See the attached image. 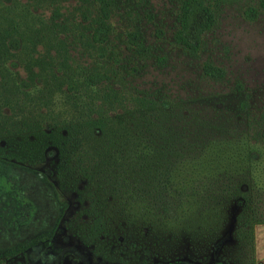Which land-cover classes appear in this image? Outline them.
<instances>
[{
	"label": "rangeland",
	"instance_id": "374dc122",
	"mask_svg": "<svg viewBox=\"0 0 264 264\" xmlns=\"http://www.w3.org/2000/svg\"><path fill=\"white\" fill-rule=\"evenodd\" d=\"M183 1L108 0L110 17L105 20L97 0H0V97L19 96L26 101L27 108L16 111L19 117L30 112L37 115L42 105L32 99L39 102L42 97L46 104L51 100L40 109L41 114L51 118L40 132L44 134L54 132L47 124L54 125L64 108L71 109L67 100L76 93L84 94V83L92 73L107 75L111 79L108 84L117 89L124 88L157 102L168 101L177 107L174 122L181 128L182 120L187 119L190 130L185 132L187 137L194 133L195 139L211 138L227 143L225 152L235 157L236 162L224 165L226 177L222 174L224 182L219 186L223 185L224 196L236 197L228 210L198 212V218L211 213L226 215L227 221L219 225L218 234L199 232L202 219L191 224L181 223L184 214L161 215L175 216L177 220L166 226L170 231L152 234L157 238L158 257L144 263L142 253L139 261L132 258L128 261L250 264L254 259V241L238 246L235 231L242 214L264 215L261 0H202L215 10L216 25L204 36L202 49L195 56L174 42L176 19ZM250 9L257 10L256 18L246 16ZM102 24L108 28L104 43L94 39ZM132 39L146 48L144 54L135 51ZM208 64L222 69L225 77L222 80L207 77L203 68ZM2 114L4 119L14 117L8 107ZM67 132L63 130V134ZM11 146L8 139H0V157L4 162L10 161L7 166L0 164V249L32 239L61 221L52 248L38 246L30 252L28 261L22 256L0 264H119L102 260L67 228L68 224L75 225L80 207L75 195L61 192L60 199L66 205L62 213V203L53 197L56 179L52 171L60 158L53 142L46 144L44 159L37 164L8 160ZM45 174L47 182L42 181ZM18 194L23 199L19 212L24 226L6 233L9 228L5 227V208L8 200ZM13 209L16 211L15 201L8 207L12 214Z\"/></svg>",
	"mask_w": 264,
	"mask_h": 264
},
{
	"label": "trees",
	"instance_id": "16d2710c",
	"mask_svg": "<svg viewBox=\"0 0 264 264\" xmlns=\"http://www.w3.org/2000/svg\"><path fill=\"white\" fill-rule=\"evenodd\" d=\"M97 1L104 19H109L110 3ZM259 6L264 12V0ZM246 16L256 18L258 12L250 9ZM215 25L216 12L208 3L184 0L176 19L174 42L195 56L202 49L204 36ZM107 33V26L102 24L94 39L104 43ZM131 45L138 54L146 52L135 39ZM203 71L214 80L225 77L222 69L211 64L205 65ZM109 80L98 72L88 75L84 94L76 93L67 100L71 109L64 108L54 125L47 124L54 130L48 134L40 132L51 118L41 114L40 109L51 100L46 104L42 97L39 102L32 99L42 105L37 115L30 112L19 117L16 111H24L26 101L19 96H1L0 139H8L12 145L8 160L37 164L44 159L46 144L53 142L60 151L57 168L52 171L56 179L54 197L62 203L61 192L75 195L80 207L75 225L68 224L67 228L106 262L130 264L129 259L139 261L142 253L144 263L153 262L158 253L157 238L152 234L170 231L166 226L177 220L175 216L161 215L184 214L181 223L191 224L202 219L199 232L218 234L219 225L227 221L226 215L211 213L198 218V212L228 210L235 200L234 195L224 196L223 185L219 186L224 182L222 174L226 177L224 165L236 162L235 157L225 152L227 143L211 138L195 139L194 133L187 137L185 134L190 131L187 119L182 120L181 128L174 122L177 107L168 101L157 102L124 88L117 89L108 84ZM7 107L14 117L4 119L2 112ZM63 130L68 134H63ZM33 137L36 139L31 140ZM260 139L264 142V117ZM9 163L0 157V164ZM44 176L42 181L47 182L48 176ZM60 208L63 213L66 205L62 203ZM237 220L235 240L238 246L254 241V259L250 264H256L255 227L264 224V215L242 214ZM57 226L16 246L0 249V263L22 256L28 261L30 252L38 245L52 246Z\"/></svg>",
	"mask_w": 264,
	"mask_h": 264
},
{
	"label": "flooded vegetation",
	"instance_id": "af4514ba",
	"mask_svg": "<svg viewBox=\"0 0 264 264\" xmlns=\"http://www.w3.org/2000/svg\"><path fill=\"white\" fill-rule=\"evenodd\" d=\"M54 197V195H53ZM22 197L18 194V196L16 198H11L12 200L9 202L8 200V203H7V207L5 208V212L7 213V216L5 217L7 219V222L5 224V227H8V232H15V231H18L20 228H22L24 226V221H22V217L20 215V207L22 205V202H23V199H21ZM55 198V197H54ZM56 200V199H55ZM13 201L16 202V211L14 210V214H12L9 210H8V207L10 206V204L12 203L13 204ZM25 201V200H24ZM28 204H31V202H29ZM32 205V204H31ZM33 211H35V208L32 209ZM55 238V236H54ZM54 241V240H53ZM24 242V241H23ZM18 245V244H17ZM16 246V245H14ZM40 247H45V244L43 245H38ZM37 246V248H38ZM10 247H13V246H10ZM9 247V248H10ZM53 246H48L47 248H52ZM5 249V248H4ZM9 261V260H8ZM7 262V261H6Z\"/></svg>",
	"mask_w": 264,
	"mask_h": 264
},
{
	"label": "crops",
	"instance_id": "0c3cea01",
	"mask_svg": "<svg viewBox=\"0 0 264 264\" xmlns=\"http://www.w3.org/2000/svg\"><path fill=\"white\" fill-rule=\"evenodd\" d=\"M255 260L256 264H264V224L255 227Z\"/></svg>",
	"mask_w": 264,
	"mask_h": 264
}]
</instances>
